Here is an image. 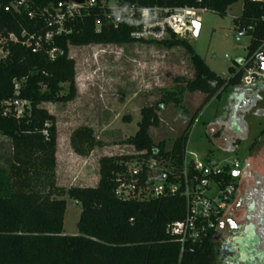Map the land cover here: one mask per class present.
<instances>
[{"label":"trees","instance_id":"trees-1","mask_svg":"<svg viewBox=\"0 0 264 264\" xmlns=\"http://www.w3.org/2000/svg\"><path fill=\"white\" fill-rule=\"evenodd\" d=\"M20 1L0 0V45L6 52L0 59V134L10 140L7 167L0 166V264H213L215 232L198 243L186 244L180 252L178 241L165 231L168 223L184 217L183 196L145 200L115 196L117 174L134 154L100 156L94 187L58 185L56 120L41 105L67 103L75 97V62L68 54L69 47L134 42L166 49L180 47L192 67V77L176 76L171 88H161L157 99L140 108L135 133L120 142L135 152L144 151L145 158H171L179 170L193 118L166 150L164 142L155 143L150 134V129L160 124L158 112L168 104L182 109L186 91L204 95L199 110L227 87L239 84L241 71L229 67L232 76L227 80L219 77L188 38L173 33L162 40L135 39L131 37L136 29L134 20L138 10L148 6L205 8L224 16L238 0H117L121 19L115 25L107 19L111 8L104 0H96L94 5H84L50 40L44 35L54 32L56 25L49 23V13L43 9L60 0ZM75 1L83 4L85 0ZM11 4L16 10L5 11ZM262 17L264 0H243L240 15L233 18L235 25L252 26L244 58L264 43ZM10 34L16 40H10ZM37 36L41 37L39 47L33 50ZM53 48L56 54L50 59L48 51ZM240 62H235L237 67ZM15 98L28 102L19 117L11 104ZM69 145L82 157L102 147L89 126L75 128ZM65 196L80 205L76 235L62 234Z\"/></svg>","mask_w":264,"mask_h":264},{"label":"rangeland","instance_id":"rangeland-1","mask_svg":"<svg viewBox=\"0 0 264 264\" xmlns=\"http://www.w3.org/2000/svg\"><path fill=\"white\" fill-rule=\"evenodd\" d=\"M116 0H106L113 7ZM243 0L230 5L224 16L210 11L198 14L199 22L188 40L195 52L219 77L232 76L229 67L238 69L247 52L248 40L237 35L233 18L240 15ZM75 62L76 94L67 103H43L55 117L57 130L56 183L60 186H88L98 180V158L134 154L135 150L120 142L135 133L139 111L159 97L161 88L173 86V78H191L192 67L180 47L166 49L153 44H90L69 47ZM67 86L64 85V91ZM204 95L185 92L182 109L168 104L158 112L160 124L150 129L155 143L163 141L169 150L172 142L188 126L187 159L237 160V182L233 210L236 223L251 233L252 224L261 244L264 242V83L252 86L236 84L212 97L198 110ZM79 126H89L102 147L87 157L76 155L69 136ZM10 140L0 134V166L7 167ZM62 234L76 235L80 205L64 197ZM231 233L224 226L214 237L216 258L224 260Z\"/></svg>","mask_w":264,"mask_h":264},{"label":"built area","instance_id":"built-area-1","mask_svg":"<svg viewBox=\"0 0 264 264\" xmlns=\"http://www.w3.org/2000/svg\"><path fill=\"white\" fill-rule=\"evenodd\" d=\"M22 2L21 0L19 3ZM95 3L96 0H85L83 4L75 0H60L55 6L44 8L43 13H49V23L56 25V30L47 32L44 39L50 40L52 34L61 32L64 23L78 14L84 5L91 6ZM103 3L107 4L106 0ZM10 8L16 10L14 4L6 6L4 10L8 11ZM110 8L112 12L107 19L115 25L121 19V8L117 0ZM204 11L207 10L187 6L173 9L157 6L141 8L138 10V18L134 20L136 29L131 33V37L141 40H162L169 33H173L178 37L187 38L199 22L198 14ZM129 13L130 16L133 15V8L129 9ZM235 29L236 41L244 37L248 43L250 42L251 25L238 24L235 25ZM8 38L16 40L12 34ZM40 38L36 37L33 50L39 47ZM55 54L54 48L48 51L50 59H54ZM5 55L6 52L0 45V59ZM238 69L241 71L240 84L252 86L264 83V43L247 58H243ZM11 104L15 116L19 117L22 116L28 102L15 98ZM144 153L135 152L134 158L124 162V171L117 174L115 196L123 200H145L175 194L183 196L184 217L168 223L165 228L166 233L180 244V252L186 244L198 243L209 233L216 234L225 210L235 195L234 173L239 166L238 161L228 159L219 162L210 159L202 161L194 155L188 160L185 147L181 168L177 170L171 158H145Z\"/></svg>","mask_w":264,"mask_h":264},{"label":"flooded vegetation","instance_id":"flooded-vegetation-1","mask_svg":"<svg viewBox=\"0 0 264 264\" xmlns=\"http://www.w3.org/2000/svg\"><path fill=\"white\" fill-rule=\"evenodd\" d=\"M236 172L235 178L237 179L240 174L238 171ZM235 184L237 190V182H235ZM235 197L234 195V198L225 210L223 220L218 225V228L226 226L232 238L230 245L226 247L224 260L228 262V264H264V242L261 244L260 238L255 232L253 225L249 224L251 233H247L245 231V226H243L244 224L236 223L235 219L230 214L233 210Z\"/></svg>","mask_w":264,"mask_h":264},{"label":"crops","instance_id":"crops-1","mask_svg":"<svg viewBox=\"0 0 264 264\" xmlns=\"http://www.w3.org/2000/svg\"><path fill=\"white\" fill-rule=\"evenodd\" d=\"M132 147V146H131ZM56 155V154H55ZM98 181V180H97ZM97 181L95 182V184L93 185H88V186H91V187H94L96 184H97ZM87 186V185H86Z\"/></svg>","mask_w":264,"mask_h":264},{"label":"water","instance_id":"water-1","mask_svg":"<svg viewBox=\"0 0 264 264\" xmlns=\"http://www.w3.org/2000/svg\"><path fill=\"white\" fill-rule=\"evenodd\" d=\"M196 26H197V24H196ZM236 173H237V172H235L234 175H236Z\"/></svg>","mask_w":264,"mask_h":264}]
</instances>
